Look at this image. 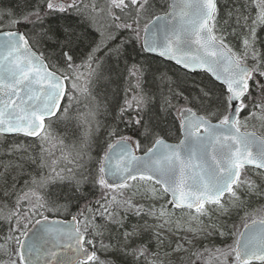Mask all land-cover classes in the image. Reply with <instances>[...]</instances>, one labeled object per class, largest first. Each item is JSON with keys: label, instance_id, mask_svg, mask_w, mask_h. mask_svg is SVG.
<instances>
[{"label": "snow or ice", "instance_id": "6c2138e0", "mask_svg": "<svg viewBox=\"0 0 264 264\" xmlns=\"http://www.w3.org/2000/svg\"><path fill=\"white\" fill-rule=\"evenodd\" d=\"M252 6L255 15L245 14ZM17 7L19 11L0 7V139L36 140L29 146H7L9 159L0 162V181L7 185L12 175L15 193L26 165L48 168V173L29 172L27 190L16 193L12 207L0 206V221L7 225L6 232L0 226V264H121L129 259L131 264H264V207L250 209L245 199L264 195V184L248 174L252 169L264 181V135L242 131L240 119L246 109L249 117L264 118V50L257 35L264 26V0H244L243 11L234 10L236 24L244 30L240 51L226 42L218 26L217 0H23ZM57 16L77 17L100 34L79 64L74 57L83 34L71 23L53 27ZM120 31L127 35L108 47ZM48 44L54 46L51 51L44 50ZM105 49V57H124L126 64L127 57H143L128 65V78L135 83L125 89L117 119L145 143L112 127L94 173L79 171L80 165L57 169L48 160L46 121L58 112L61 119L69 110L74 96L68 95V105L61 106L65 81L74 92L90 94L89 85L103 78L98 53ZM152 57L184 70L183 81H173L166 72L157 77L167 85V94L159 91V110L165 117L174 111L176 143L158 130L161 118L150 109L157 93L143 87L144 64ZM197 72L208 74V83L187 79ZM183 84L190 85L188 94ZM133 89L137 91L129 98ZM65 182L63 200L58 192L44 191ZM86 185L98 187L101 197L95 207L85 204L72 213L73 201L87 198ZM9 194L5 187L4 195ZM165 197L159 207L138 202ZM176 209L181 212L173 219ZM233 211L243 212L242 229L212 218V213L230 218ZM65 214L71 220L59 218ZM217 236L231 242L216 246ZM98 249L119 259L102 260Z\"/></svg>", "mask_w": 264, "mask_h": 264}, {"label": "trees", "instance_id": "16d2710c", "mask_svg": "<svg viewBox=\"0 0 264 264\" xmlns=\"http://www.w3.org/2000/svg\"><path fill=\"white\" fill-rule=\"evenodd\" d=\"M159 3H164V0H159ZM23 5V0H0V7H10L15 11H19L20 8L17 5ZM244 0H217L218 5V15H217V23L220 28L224 30L226 42L236 51H240L242 47V40L244 36V30L236 24V16L234 10L236 8H241L243 11ZM233 11V15L229 16V12ZM256 9L254 6L250 7L245 14H250L252 16L255 15ZM225 21H228L225 24ZM65 23H71L74 27H76L79 31L83 34V39L77 45L76 48V55L74 57V61L79 62L83 58L86 57L87 52L91 50V47L94 45L96 41L100 40V34L95 29L91 27H87L86 25L80 24L77 17H67L65 19L59 18L57 16L53 19L52 25L56 27L58 24L63 25ZM243 23V21H241ZM235 29V32L233 30ZM126 33H117L116 38L111 40L108 43V47H113L116 44H119L121 39L125 37ZM257 35L260 37L259 47L261 50H264V26H260L257 28ZM54 46L48 44L45 46V51H51ZM128 50L131 51V45H128ZM104 51L98 53L100 57L103 58V62L101 64L100 69L98 70L102 74V79L99 82H95L92 84L90 88V94H78L75 100H72L69 108L72 110H68L65 116L61 119H55L50 123V128L48 129L55 138L61 139L64 141L62 147H57L54 153H60L62 151L66 152L68 155V159L60 160L57 166V169L60 168H74L76 165H80L81 167L78 169L79 171H87V172H95L96 165V157H91L90 161L86 163V157L89 156L90 153H78L79 157H75V155H71L70 150L66 147L65 143L74 144L77 150L82 151L85 145L89 142L84 139L85 135L87 137L88 131H86L85 127L91 129L89 135L91 142L93 143L92 147L95 145L103 144L105 146V142L108 139V132L112 127H118L122 130L125 134L134 135L141 140L142 143H145L143 137L138 135V132H134L131 128H126L125 124L117 119V113L119 111V106L124 103L125 98V89L129 87L130 83L133 82V79L130 81L128 78V65L132 63H140L143 60V57L136 56L134 59L133 57H127V64L125 63V58L122 57L117 60L114 56L105 57ZM145 74L144 80L146 83L143 85L146 91H153L156 92V98L154 102L150 105V109L154 112L157 116L161 118V122L159 123V129L161 130L162 134L166 135V138L169 142H177L176 136L178 133L176 132L173 126V121L175 120V113L173 110H170L171 114L165 115L160 112L159 104H160V97L159 91L163 90L165 94H167V85H160L159 80L157 77L160 75L161 72H166L168 76L172 78L173 81H183L185 79L184 72L174 67L172 64L163 62L157 58H150L145 64ZM189 81H195L196 83H208L209 77L200 74H190L187 78ZM83 79L80 81V83ZM70 82V81H69ZM84 82V81H83ZM71 83V82H70ZM159 86V87H158ZM185 89V94H188L190 90L189 84L182 85ZM128 95V93H127ZM130 96V95H128ZM95 97V99H93ZM207 102V101H206ZM180 104H183V99L179 100ZM68 105V97L65 99L66 106ZM62 107V108H63ZM94 112V117L88 115L89 112ZM258 115V114H257ZM60 116V114L58 115ZM69 116L72 117L78 124V128L80 132L78 133L76 138L71 137L74 134V130L72 127L68 129H64V119ZM87 121H90L89 124ZM155 123V121H154ZM93 124V125H92ZM258 126V125H256ZM172 128V131L169 132L168 129ZM86 133V134H85ZM10 141H13L12 137L7 138ZM14 140L22 141L25 146H29L32 144L30 140L22 139L16 137ZM91 147V148H92ZM35 148H29V151H35ZM23 151V149H21ZM71 161V162H70ZM6 162V161H4ZM32 165H26L25 170L23 173H19L17 176L16 182V189L15 193L12 192L10 185L12 182V175L8 176V184L5 185L3 181H0V206L1 204L10 205L16 196V193L21 189V187L25 184L26 180H29L30 176L28 175L29 172L35 173L36 169H33ZM43 170V169H42ZM0 171H3V168H0ZM40 172H42L40 170ZM252 172V171H251ZM16 174V173H13ZM258 184H264V181L261 179H255ZM136 183V182H133ZM8 187L9 195H4V189ZM85 190L88 193L86 199H81L78 203L73 201L71 212L75 213L85 204H88L90 207H95V201L100 199L101 197V190L97 188H92L91 185H86ZM49 193H60L61 200H63L64 195L67 193V183H56L51 185L49 188L44 190ZM168 199L165 197L163 200H156V201H149V200H140L138 198V202L144 203L145 205L154 203L157 207L160 204L164 203L165 200ZM248 206L250 209H259L264 207V195H251L245 197ZM176 214H180L181 211L175 210ZM243 215V212H240L239 215L236 211L231 213L229 217H218L216 213H212V218L214 221L218 223H225L226 227L231 228L233 223L237 224L240 222V216ZM71 217L70 214H65L59 218H67ZM135 217H130L131 221H135ZM207 220V218H204ZM97 223H103L99 217H97ZM5 229V225H0ZM104 242H108V234H105ZM230 238H220L219 236L215 237V245L219 247L225 246L226 243H230ZM211 246V245H210ZM154 250V246H150ZM98 256L103 260L107 258H116L113 256L112 253L105 254L102 250L97 251ZM119 259V258H116ZM189 263V262H186ZM219 261L212 260L209 264H216ZM121 264H131V260L121 261ZM140 264H145V261L141 260ZM197 264V262H196Z\"/></svg>", "mask_w": 264, "mask_h": 264}, {"label": "rangeland", "instance_id": "374dc122", "mask_svg": "<svg viewBox=\"0 0 264 264\" xmlns=\"http://www.w3.org/2000/svg\"><path fill=\"white\" fill-rule=\"evenodd\" d=\"M102 1H104V0H102ZM102 1H101L100 4H102ZM99 24H101V26H102L103 25V21H100ZM112 30L113 29H107V31H112ZM81 84H83V81H82ZM80 93L81 92H77V94H80ZM246 117H248L247 121L241 120L242 127H243L244 124L247 125V127H243V128H254V126L257 124V120L261 118L259 116V114L256 115V116H251V117L246 115ZM74 121L75 120L72 117L67 116L64 119V125H68V126H64V129H68L69 127H72V129L74 130V134L71 135V137L76 138L78 133L80 132V130L78 128L77 122H74ZM89 122L90 121H87L88 124H89ZM243 128H241V129H243ZM85 129H86V131H88V133H87V137L85 135L84 139L86 138V140L89 141V142L85 145V147L83 148L82 151L77 150V148H76V146L74 144H71V143H65V144H66V147L70 150L71 155H73V156L75 155V157H77L78 153H85V152L90 153L89 156L86 157V163H85V165H86L90 161V159H91L90 157H96L97 156V159H98L101 156V153L103 152L104 145L101 144V145H95V146L92 147V145H93V143L91 142L92 140H89L90 139L89 133H90L91 129L88 130L87 127H85ZM254 129H256V128H254ZM12 143H23V142L20 141V140L10 141L8 139H0V162L7 161L9 159V157L6 154L5 149L7 148L8 145H10ZM57 145H58L57 141L55 139L51 138V141H50V143L48 145V147L51 150V156L48 157V160H49L50 163L52 161H55V166H58V163H59L60 160L68 159V155L64 151H62L60 153H54V150L57 147ZM62 145H63V143H62ZM0 168H2V167H0ZM33 169H35V167H33ZM41 171H42L43 174H47L48 173V169H43ZM250 176H252L253 179H258L259 178V177H256L254 174H252ZM179 215L180 214H176V216L173 217V219H176V217H178ZM236 225L238 227H242V221L237 222ZM193 259H195V258H193ZM186 264H190V262L186 263ZM197 264H201V262L197 261ZM216 264H220V262L216 263Z\"/></svg>", "mask_w": 264, "mask_h": 264}, {"label": "flooded vegetation", "instance_id": "af4514ba", "mask_svg": "<svg viewBox=\"0 0 264 264\" xmlns=\"http://www.w3.org/2000/svg\"><path fill=\"white\" fill-rule=\"evenodd\" d=\"M101 1L102 0H97V3H101ZM104 1H102V3H103ZM66 15V14H65ZM100 26H101V24H99ZM112 31H115L114 29L112 30ZM119 33H126L127 34V32H125V31H120ZM84 59V58H83ZM76 64H79L80 62H81V60L79 61V62H76V61H74ZM61 67L63 66L62 64L60 65ZM52 70H55V69H52ZM132 84H134L133 82H132ZM135 91H137L136 89H133L132 91H129L128 92V95H130L129 96V98L133 95V93L135 92ZM242 114H248V110L246 109L244 112H242ZM245 121H247V119H244ZM256 125H258V126H256ZM255 125V127H257L256 128V130H248V131H256L258 134H260V135H264V118H260V119H258L257 120V124ZM251 129H254V128H251ZM244 130H247V129H244ZM16 138V137H15ZM22 139H24V138H22ZM32 142V141H31ZM103 155V152L101 153V156ZM55 167H57V166H55ZM96 168V167H95ZM45 169V168H44ZM35 171H40V170H35ZM31 179V177L29 178V180ZM21 190H24V191H26L27 189H26V187H25V184L21 187V189L18 191V193L19 192H21ZM15 200H16V196L14 197V199H13V201H12V203L10 204V205H8L9 207H12L13 205H14V203H15ZM1 205H3V204H1ZM69 217H67V219H68ZM4 223H3V221H0V225H3ZM5 225V229H3L5 232H6V229H7V225L6 224H4Z\"/></svg>", "mask_w": 264, "mask_h": 264}, {"label": "water", "instance_id": "95a60500", "mask_svg": "<svg viewBox=\"0 0 264 264\" xmlns=\"http://www.w3.org/2000/svg\"><path fill=\"white\" fill-rule=\"evenodd\" d=\"M154 58L161 59V58H159V57H154ZM161 60H163V59H161ZM163 61H164V62H167V63H170V64H172V65H174L176 68H178V69H180L181 71L184 72V70L181 69L180 66L176 65L174 62L166 61V60H163ZM197 73H203V72H197ZM194 74H195V73H194ZM203 74H205V75L208 76V74H206V73H203ZM208 77H209V76H208ZM209 78H210V77H209ZM64 83H65V82H64ZM65 92H66V84H65ZM62 102H63V100L61 101V105H62ZM57 114H58V113H57ZM55 117H56V116L51 117L50 120L53 119V118H55ZM21 137H23V136H21ZM25 138H27V139H32V140L36 139V138H33V137H25ZM169 143H171V142H169ZM141 154H142V153H138L137 155H141ZM179 210H180V209H179ZM68 220H71V218L68 219Z\"/></svg>", "mask_w": 264, "mask_h": 264}, {"label": "bare ground", "instance_id": "6f19581e", "mask_svg": "<svg viewBox=\"0 0 264 264\" xmlns=\"http://www.w3.org/2000/svg\"><path fill=\"white\" fill-rule=\"evenodd\" d=\"M174 66V65H173Z\"/></svg>", "mask_w": 264, "mask_h": 264}]
</instances>
